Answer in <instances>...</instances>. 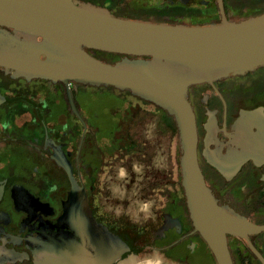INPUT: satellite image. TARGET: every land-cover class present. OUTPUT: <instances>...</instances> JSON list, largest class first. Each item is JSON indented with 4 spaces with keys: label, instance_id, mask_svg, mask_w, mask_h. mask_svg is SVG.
<instances>
[{
    "label": "flooded vegetation",
    "instance_id": "obj_1",
    "mask_svg": "<svg viewBox=\"0 0 264 264\" xmlns=\"http://www.w3.org/2000/svg\"><path fill=\"white\" fill-rule=\"evenodd\" d=\"M79 1L167 23L240 21L264 13V0ZM0 36V53L23 55L40 42L31 38L29 44L3 25ZM188 74L204 79L188 87L187 97L208 187L229 212L264 225V65L242 74ZM71 91L79 114L63 81L0 65V264H61L62 252L78 263L99 264L115 250L123 254L113 264H219L189 208L175 116L111 85L72 82ZM162 141L173 148V167L168 156L151 162L153 146ZM126 172L132 182L146 177L152 184L147 214L137 216L130 197L107 194ZM227 239L233 264H264V229Z\"/></svg>",
    "mask_w": 264,
    "mask_h": 264
},
{
    "label": "water",
    "instance_id": "obj_2",
    "mask_svg": "<svg viewBox=\"0 0 264 264\" xmlns=\"http://www.w3.org/2000/svg\"><path fill=\"white\" fill-rule=\"evenodd\" d=\"M0 25L23 34L29 44L31 38H40L38 44L22 46H27L26 54L0 53V65L26 76L63 81L77 114L72 82L127 89L175 116L183 185L195 227L219 264H233L227 235L247 236L264 225L229 212L208 187L198 160L196 114L187 97L188 87L204 79L188 73L242 74L264 65V13L240 21L224 17L218 23L183 24L125 18L79 0H0ZM88 49L124 57L109 62ZM65 253L57 256L61 264H95L83 258L78 263ZM121 254L115 250L99 264H113Z\"/></svg>",
    "mask_w": 264,
    "mask_h": 264
},
{
    "label": "rangeland",
    "instance_id": "obj_3",
    "mask_svg": "<svg viewBox=\"0 0 264 264\" xmlns=\"http://www.w3.org/2000/svg\"><path fill=\"white\" fill-rule=\"evenodd\" d=\"M155 122H156L155 118L152 119L151 130H153L152 131L153 141H156L157 139V136L154 130ZM162 142H163V145H160L159 142L157 144L156 142L154 143V145L155 144L156 145L153 146V149H152L151 162L153 161V158L156 156H158V159L161 162H162V158H164V161H165V158L168 156L169 164L173 167V162H172L173 156L171 153V151L173 152V148L170 151V148H167V143H165V141H162ZM145 168L146 166L143 167V169ZM154 168L155 167L153 166V169ZM156 171L157 170H153L152 174H155ZM138 175L141 176V173ZM113 180L114 181L111 183L109 192H107V194L109 193L111 194L112 199L116 198V199H121V201H123V200H127L130 197L131 198L130 209H132L137 216L148 213L149 210L147 208H150L149 202L155 196L154 194L155 192L151 190L152 184H148L147 182L149 181L148 178L143 177L142 179H136V182H132V180L130 179L129 173L126 172V174L124 175L120 174L116 176Z\"/></svg>",
    "mask_w": 264,
    "mask_h": 264
},
{
    "label": "trees",
    "instance_id": "obj_4",
    "mask_svg": "<svg viewBox=\"0 0 264 264\" xmlns=\"http://www.w3.org/2000/svg\"><path fill=\"white\" fill-rule=\"evenodd\" d=\"M88 50L94 56H96V57H98L100 59L109 61V62H112V60H117V59H119L122 56V54H120V53L101 51V50H98V49H88ZM109 59H111V60H109Z\"/></svg>",
    "mask_w": 264,
    "mask_h": 264
},
{
    "label": "clouds",
    "instance_id": "obj_5",
    "mask_svg": "<svg viewBox=\"0 0 264 264\" xmlns=\"http://www.w3.org/2000/svg\"><path fill=\"white\" fill-rule=\"evenodd\" d=\"M157 264H159V262H157Z\"/></svg>",
    "mask_w": 264,
    "mask_h": 264
}]
</instances>
